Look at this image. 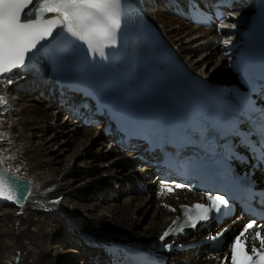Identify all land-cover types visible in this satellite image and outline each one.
I'll return each instance as SVG.
<instances>
[{"label": "bare ground", "instance_id": "obj_1", "mask_svg": "<svg viewBox=\"0 0 264 264\" xmlns=\"http://www.w3.org/2000/svg\"><path fill=\"white\" fill-rule=\"evenodd\" d=\"M135 1L141 4L142 8L148 14V17L159 27L163 35L178 52L181 59L196 74L206 77L217 84H222L223 82L231 80V75L226 66L225 54H221L219 47H215L212 42L214 40H222L223 42L228 40L229 43L226 45H231L239 41L241 30L246 27L249 14L252 10H243V8H241L240 11L237 12L238 15L234 17L227 15V18L231 20L229 23L225 22L227 24L225 29H233L236 34H230L229 36L224 35L221 38L214 35L211 31L195 28L179 20L174 15L167 12L163 6H159V8L156 9L153 8L152 0ZM39 3V1H34L33 5L30 7L37 6ZM32 17L33 16H30L28 19ZM231 24H235L236 27H228V25ZM182 36L188 37L182 40ZM193 43H195V45H193ZM198 43L201 44V46ZM194 47H196V49H194ZM203 48L209 50L216 62V66L210 68L207 72L198 69V60L192 59L191 56V53L195 52L194 50L197 51L198 49L201 51ZM39 61L36 60L35 62L39 64ZM28 68V70L26 69L23 72L24 78L14 80L11 85H8L6 80L0 79V94L3 90L8 91L9 88L14 86L25 88L28 86L27 82L30 80L38 82L39 79L35 75L36 72L33 70L32 65ZM41 70L42 69H40V71ZM15 72L16 74H20V70L18 69L15 70ZM41 84L42 82L39 83V85ZM47 103L46 106H43V108L38 111V114H35V116H28L27 119H24L25 112L28 114L34 111L23 105L12 104L9 110H12L15 113L14 115L9 113V110L4 114L1 113L0 129H5L0 130V137L8 141L4 145L0 143V151L14 153L17 161L23 165L22 173L30 174L39 183L34 189H32L31 186L30 195L22 207L0 204L2 210H5V213L2 215L4 223L0 224V264H66V256L59 258L57 255L55 258L47 254L50 243L53 241L57 243L61 235L62 241L65 237V241H63L64 244L74 245L78 250V254L82 256V259L88 264H106L103 252L97 249L99 245L117 243L116 245L122 246L127 244L143 246L145 243L154 240L167 225L171 217L170 215L157 212L154 208V201L151 198L138 196V199L140 198L141 203L144 204L145 210L142 211L144 213L152 211V213L149 223L146 224L147 227L142 230H136L133 221L135 219L133 218L138 206L132 209L129 206L128 208L124 207L119 209L111 204L110 207L112 206V208L105 212L93 214L91 207L83 206L82 208H76L59 196L61 192H67L68 190L67 187L61 184L63 176L70 174L72 177H80L78 174L79 172L73 170L71 166L67 170L58 171L57 167L52 168V164L43 159L49 148L44 144H40V142L46 141V139L47 141L54 140V136L46 137L43 133L52 130L63 136L67 135L68 139L65 142L66 147H64L62 151L71 152L70 156L66 159H73L75 156L82 159L83 166L80 167L79 165V167L83 170V173H86L85 178H93L97 174H100V170H98V168H100L99 164L92 161L84 162V160H90L91 158L84 157L89 150L88 137L97 135L99 136V140L102 139L97 130L86 129L82 131L74 122L68 119L66 120L55 104L51 102ZM60 116L61 123L59 125L62 129L57 132L56 128H54V120ZM36 118L37 121H34ZM31 131H33L34 134H32ZM8 135H10V137ZM33 136L39 139L38 146L36 147H33L30 142V138ZM85 137L86 139L84 140ZM105 147L107 149L106 153H114L115 160L119 162L123 160L129 161L131 158L129 157L131 154L128 155V153H116L114 149L109 148L108 144ZM49 152L55 157L58 156L55 153L56 150L51 149ZM2 154L3 153H1V155ZM89 154L90 153H88V155ZM3 160L4 156L2 155L0 156V168L7 170L11 175H15V169L6 165ZM58 162L59 161H56L53 165H56V163L58 164ZM129 162L131 166L130 171L133 172L132 177H134L132 181L134 184L136 183L135 188L141 183L150 192L158 183V180L155 179L153 175L152 169L145 164H139L134 159H131ZM116 164L114 163L106 169L105 172L101 173V179L104 180L103 182L110 183L112 186L108 185L105 187L103 184L96 186L93 188L96 192L97 189L103 188H105L102 190L104 196H109L110 191L119 192L117 190L119 188H117L118 186H116L114 180L109 182L104 178L106 174L114 172ZM45 165L48 167L42 168V166ZM116 173L118 172L116 171ZM120 190L122 191L123 189ZM72 193L71 191L67 193L70 194L69 199H77L80 202L82 199L85 200L87 198L82 190ZM78 193H81L80 196H77ZM112 201H115L114 197ZM107 204L108 203H106V205ZM243 221L244 218L242 217H234L224 222V224L215 229L214 232L222 231L226 227L228 231H226L223 236L229 237L232 232H235L241 226ZM47 228H50V231L45 233ZM16 231L18 234H16ZM216 263L217 261H215L214 256L208 258L201 256L199 259H194L191 262V264ZM68 264L73 263L69 262Z\"/></svg>", "mask_w": 264, "mask_h": 264}, {"label": "snow or ice", "instance_id": "obj_2", "mask_svg": "<svg viewBox=\"0 0 264 264\" xmlns=\"http://www.w3.org/2000/svg\"><path fill=\"white\" fill-rule=\"evenodd\" d=\"M192 16L189 18L195 24L207 23L198 19L195 13L199 10L198 4L190 0ZM127 0H40L38 7L33 0H0V79L11 85L14 80L22 79L23 72L35 61L43 57V63L51 69L53 61L61 74L71 77L84 66L94 67L96 62L107 58L106 49L116 48L119 44L122 28L127 21ZM27 9V11H26ZM54 14L46 18V14ZM35 15V19L28 17ZM234 17L238 13H229ZM223 27V25H220ZM235 28V24L228 25ZM61 40L65 47L57 50L52 42ZM225 44L229 41L225 40ZM77 51L83 52V59L74 60ZM20 70L16 74L15 70ZM4 97H0L2 101ZM236 116L242 115L239 107L234 111ZM247 122L250 129L245 131L241 123ZM224 150L228 158L239 161L241 157L234 144L245 148L253 160L264 164V110H262L258 124L253 125L251 117L244 116L243 121L225 119L223 122ZM256 136V140L252 137ZM235 138L229 142L228 138ZM164 183V182H162ZM9 186L16 194L17 202L27 198L29 188L18 178L8 177L0 172V187ZM166 186V184H165ZM183 185L175 184V188ZM172 189H169L171 191ZM191 190V189H190ZM0 196L3 192L0 191ZM12 200L13 196L4 197ZM208 203H196L189 207L183 205L186 217L185 223L196 229L201 222H207L219 217H227L232 212V198L226 194H208ZM264 204V201H261ZM175 209H173L174 211ZM177 221H173L176 224ZM261 225L256 220H250L246 226L233 237L229 245L230 259L225 255L221 264H264V234ZM255 230L254 239L259 240V247L255 243L242 240L245 233ZM184 225L179 228H170L159 236V241L165 250H171L172 243L166 242L170 236L183 232ZM228 231L225 227L221 232L209 235V241H218Z\"/></svg>", "mask_w": 264, "mask_h": 264}, {"label": "rangeland", "instance_id": "obj_3", "mask_svg": "<svg viewBox=\"0 0 264 264\" xmlns=\"http://www.w3.org/2000/svg\"><path fill=\"white\" fill-rule=\"evenodd\" d=\"M238 11L236 10L235 13H237ZM229 13H233V11L229 12ZM228 13V14H229ZM188 36H182L181 39H185ZM199 44V43H198ZM213 44V42H212ZM193 45H195V43H193ZM201 46V44H199ZM194 49H196V47H194ZM201 49V48H200ZM195 52L191 53L192 59L198 60V69H202L205 72H207L210 68H213L216 66V62H215V58L214 56H212V54L209 52V50H207L206 48H203L201 51L197 49L194 50ZM200 51V52H198ZM190 53V52H189ZM34 86V85H33ZM15 88H19L18 90H15ZM27 88V87H25ZM23 88V89H25ZM0 97H4V99L2 101H0V118L1 113H6V111H8L12 104H17V105H23V106H27L29 107V109H32L34 112H30V113H26L24 114V119H27L28 116H35V114H38L43 106H46V104H48L47 102L44 101V97H39V96H26L24 94V92L22 90H20V86H14L8 89V91H2L0 94ZM35 100V101H34ZM36 111V112H35ZM9 113H12L13 115L15 114L12 110L8 111ZM21 117V116H20ZM37 121V118L34 120ZM54 128H56L57 132L61 131V127H60V123H61V116L56 118L54 120ZM59 125V126H58ZM1 129H5V128H1ZM0 129V130H1ZM83 131V130H82ZM32 134H34L33 131H31ZM46 135V137H53L54 136V140L53 141H41L40 144H44L46 147L49 148V150H47L48 152H46V154L44 155L43 159L46 160L48 163L52 164L51 167L55 168L57 167V170H67L70 166L73 167V170H76V172H79V176L80 177H72L70 174H66L63 176V179L61 181V184H63L64 187H67V192H61L59 196H61V198L63 200H65L66 202H69V204L74 205L76 208H82L83 206H88L91 207V209L93 210V214H99V212H105L106 210L112 208V206H116L119 209L121 208H128V206L132 209L136 206H138V209L135 210L134 213V218L135 220V226L134 228L136 230H142L143 228L147 227L146 224L149 223V219L151 217V212H143L142 210L144 209V204L141 203L140 198L138 199V196H132L133 192L135 190V184L133 183L132 180H134L132 177V173L130 171L131 166L129 165V161L133 158H130L129 161H121L119 162L118 160H115V154L114 153H106L107 149H106V143L102 140H99V136L97 135H93L92 137H88V146H89V150L87 152L86 155H84V157H91L90 160L86 161L84 160V162H94L99 164L98 170H100V174L96 175L95 177L91 178H85L86 177V173H83L80 167L83 166V161L81 158H79L78 156H75V158L73 159H66L67 157L70 156L71 152L70 151H66L63 152L62 149H64V147H66V141H67V135L63 136L59 133H56V131H47L46 133H43V135ZM10 137V135H8ZM97 138V139H94ZM86 139V137L84 138V140ZM7 139L1 138L0 137V143L2 145L7 143ZM30 142L32 144L33 147L38 146V142L39 139L36 136H33L30 138ZM65 144V145H64ZM51 149L56 150V154L58 155L57 157H55L52 153H50L49 151H51ZM1 153H3L2 155L4 156V160L3 162H5L6 165H9L11 167H13L15 169V175L20 176L24 179H26L27 181H29L31 183L32 189H34L36 187V185L39 183L36 181V179H34L30 174H23V165L17 161L16 156L14 155V153L12 152H3L0 151ZM0 153V156H2ZM88 153H90L88 155ZM130 155V154H128ZM132 157V154L129 156ZM55 158V160H54ZM51 162H50V161ZM54 160V161H52ZM56 161H59L58 164L56 163V165H53V163H55ZM70 161V162H69ZM116 164V167L114 168V172L111 174H106L104 176V178H106L109 182H111L112 180H114L116 183V186H118L117 189L119 191L120 194V201L119 202H112V206L110 207L111 203H107V201H99V199H97L96 195L97 194H101V191L103 189H97V192L93 189L96 186L105 185V187H107L108 185L110 186V183H105L103 182L104 180H102V175L101 173L105 172L106 169H108L110 166H112L113 164ZM4 164V163H3ZM80 165V167H79ZM105 166V167H104ZM120 168H119V167ZM4 167H8V166H4ZM48 167L47 165L42 166V168H46ZM50 170V169H49ZM87 170V169H86ZM116 171L118 173H116ZM151 171V170H150ZM122 174H120V173ZM22 173V174H21ZM91 179V180H90ZM82 184V185H81ZM112 186V185H111ZM120 189H123L122 191ZM84 191V193L86 194L85 197H87L85 200L82 199V201H78L77 199H69L70 194H67L68 192H73L74 191ZM72 193V194H73ZM71 194V195H72ZM81 193H78L77 196H80ZM96 194V195H95ZM131 196V197H130ZM137 198V199H135ZM103 199H106V197L104 196V192H103ZM121 204V205H120ZM5 210L2 208L0 209V224L4 223V218H3V213ZM12 211V210H11ZM22 213V212H21ZM63 216V215H62ZM65 217V216H64ZM242 225V224H241ZM17 227V224H16ZM47 231H50V228H47L45 233H47ZM16 234H18V232L16 231ZM62 235L59 236L60 240L57 241V243H55L54 241L50 243V246L47 249V254H49L51 257H55L58 255L59 258L62 256H66V264H68L69 262H72L73 264H88L85 262V260L82 259V256H80L78 254V250L75 248L74 245L72 244H67L65 245L63 241L61 239ZM58 258V259H59Z\"/></svg>", "mask_w": 264, "mask_h": 264}, {"label": "water", "instance_id": "obj_4", "mask_svg": "<svg viewBox=\"0 0 264 264\" xmlns=\"http://www.w3.org/2000/svg\"><path fill=\"white\" fill-rule=\"evenodd\" d=\"M0 172L7 174L8 177H13V176H10L9 173L7 171H5V170H1L0 169ZM15 178H18V177H15ZM18 179H19L20 182H25L27 184L28 188H29V191H30V185H29V183L27 181H25L24 179H21V178H18ZM4 188L9 192L8 193V196L11 195V196H13V199H14V200H11V201L4 200L3 201L4 203H10V202H12L16 206H21L24 203V201L26 200V199H24V200H20V201L17 202L15 192L12 191L11 188L9 186H7V185H5Z\"/></svg>", "mask_w": 264, "mask_h": 264}]
</instances>
